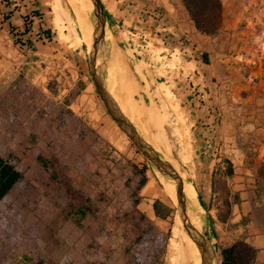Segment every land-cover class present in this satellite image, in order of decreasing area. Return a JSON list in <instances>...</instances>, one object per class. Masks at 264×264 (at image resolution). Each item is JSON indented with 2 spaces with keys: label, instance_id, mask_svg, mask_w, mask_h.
Returning <instances> with one entry per match:
<instances>
[{
  "label": "rangeland",
  "instance_id": "374dc122",
  "mask_svg": "<svg viewBox=\"0 0 264 264\" xmlns=\"http://www.w3.org/2000/svg\"><path fill=\"white\" fill-rule=\"evenodd\" d=\"M39 1L33 11L28 9L21 30L5 24L10 16L0 17V157L23 176L0 202V264H173L175 230L185 229L176 195H157L171 186L102 102L89 66L81 60V43L89 36L83 38L80 29V8L73 9L69 0ZM144 1L146 15L163 10L159 0ZM108 36L114 38L110 28ZM116 48L138 87L133 100L159 113L154 132H161L167 143L160 152L196 190L219 254L224 238L228 233L236 237L242 225L232 222L238 216L236 197L220 171L212 192H200L196 178L178 164L168 116L142 94L132 50ZM149 180L156 191L144 187ZM86 199L91 210L79 219L76 211ZM156 201L168 207L165 218L156 215Z\"/></svg>",
  "mask_w": 264,
  "mask_h": 264
},
{
  "label": "crops",
  "instance_id": "0c3cea01",
  "mask_svg": "<svg viewBox=\"0 0 264 264\" xmlns=\"http://www.w3.org/2000/svg\"><path fill=\"white\" fill-rule=\"evenodd\" d=\"M100 1L115 44L133 52L143 96L168 116L178 147L172 157L201 193L212 192L220 171L236 197L232 222L242 225L220 249L245 241L257 250L254 264H264V0H221L223 22L214 36L198 32L182 0H159L163 10L150 15L144 0ZM39 2L0 0V17L10 16L5 24L21 30ZM88 48L84 38L87 65Z\"/></svg>",
  "mask_w": 264,
  "mask_h": 264
},
{
  "label": "water",
  "instance_id": "95a60500",
  "mask_svg": "<svg viewBox=\"0 0 264 264\" xmlns=\"http://www.w3.org/2000/svg\"><path fill=\"white\" fill-rule=\"evenodd\" d=\"M89 18L92 27V38L88 48V66L95 83L97 92L104 103L108 113L116 122L121 131L138 148L148 161L152 169L168 183H172L176 190L175 202L179 217L183 225L195 241L201 255V264H218V255L209 236L206 217L197 207L202 221L201 231L197 230L189 219L191 210L186 196L185 185L172 164L157 150L144 135L134 126L131 119L124 114L118 102L109 91V66L111 61L112 46L108 36L107 16L100 0H78ZM198 199V198H197Z\"/></svg>",
  "mask_w": 264,
  "mask_h": 264
},
{
  "label": "bare ground",
  "instance_id": "6f19581e",
  "mask_svg": "<svg viewBox=\"0 0 264 264\" xmlns=\"http://www.w3.org/2000/svg\"><path fill=\"white\" fill-rule=\"evenodd\" d=\"M70 3L73 6V9L79 7V25L81 32L84 36H89L87 44L91 43L92 38V32L93 27L89 20V18L86 15V12L84 11L82 6L79 4L78 0H69ZM110 36V35H109ZM112 37V35H111ZM115 39L110 38V43H112L113 49L111 52V61L109 66V91L112 93L118 104L121 106L122 111L126 116H129V118L136 123H133L134 126L138 127L140 126L144 132V137L157 149L161 150L163 146H166V140L163 137V134L161 132H154L155 127L160 124V116L159 113L154 109L151 110H145L136 103L134 98H132V95H134L135 88L138 87L135 86L133 79L130 77L129 71L126 67L125 63V57L122 54L120 50L116 48L115 45ZM127 59V58H126ZM127 62V61H126ZM128 64V63H127ZM129 65V64H128ZM131 72V70H130ZM137 82V81H136ZM138 90V89H137ZM136 94V93H135ZM136 114L139 115V118L136 117ZM142 117L144 119H142ZM144 120V121H143ZM136 127V128H137ZM138 129V128H137ZM157 129V128H156ZM120 139L115 138L113 142L120 146L121 141ZM174 169L178 172L180 175V171L178 167H174ZM181 176V175H180ZM167 184L171 187H167L163 194H157L160 198L168 199L167 195L168 193L173 195H176L175 187L172 183ZM185 191L186 196L188 199V204L190 207L189 211V219L191 223L194 225V227L201 231L202 228V221L200 219V214L197 207V193L196 190L192 187L191 184L185 183ZM174 188V189H173ZM148 191H156V187L154 182L152 181L149 183L146 187ZM153 193V192H151ZM151 193H148L151 194ZM152 195V194H151ZM170 198V197H169ZM177 201V196L175 198ZM175 235L178 239V243L176 245V254L172 257V263L173 264H201V255L198 250V247L195 243V241L190 237V235L187 233L186 229L182 230L179 227L175 230ZM212 241V240H211ZM218 264H220V261H218Z\"/></svg>",
  "mask_w": 264,
  "mask_h": 264
},
{
  "label": "trees",
  "instance_id": "16d2710c",
  "mask_svg": "<svg viewBox=\"0 0 264 264\" xmlns=\"http://www.w3.org/2000/svg\"><path fill=\"white\" fill-rule=\"evenodd\" d=\"M183 6L188 11L196 29L203 35L214 36L218 33L223 22V4L221 0H182ZM15 31L14 27H11ZM19 40V39H18ZM226 172L227 176L233 175L231 164ZM259 176L264 180V163L260 169ZM23 180V176L10 163L0 157V202L8 195L12 188ZM89 199H86L81 207L77 209L76 217L83 218L89 209ZM158 217L165 218L168 207L161 201L153 205ZM88 209V210H87ZM257 250L245 241H237L229 247L220 249L221 264H254Z\"/></svg>",
  "mask_w": 264,
  "mask_h": 264
}]
</instances>
